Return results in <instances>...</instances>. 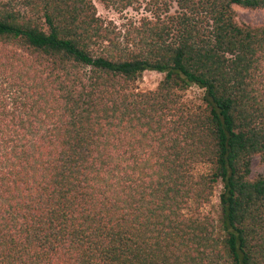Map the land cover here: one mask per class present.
<instances>
[{
	"label": "trees",
	"instance_id": "obj_1",
	"mask_svg": "<svg viewBox=\"0 0 264 264\" xmlns=\"http://www.w3.org/2000/svg\"><path fill=\"white\" fill-rule=\"evenodd\" d=\"M99 1L0 0V264H264V0Z\"/></svg>",
	"mask_w": 264,
	"mask_h": 264
},
{
	"label": "rangeland",
	"instance_id": "obj_2",
	"mask_svg": "<svg viewBox=\"0 0 264 264\" xmlns=\"http://www.w3.org/2000/svg\"><path fill=\"white\" fill-rule=\"evenodd\" d=\"M97 16L102 20L107 22H112L115 26L120 27L127 20H138L145 11V2L141 3L139 8L130 7L123 11H118L114 7H106L99 0H92ZM235 11L236 21L240 25H250V26H261L264 25V9L251 10L247 8H242L239 6H233ZM163 75L154 71H146L142 74L141 78L137 82V87L140 91H148L156 88ZM200 94V90L193 87L191 88L187 96L189 98L196 97ZM258 174L264 175V163L261 162L259 156H255L251 161V176H256ZM217 201V193L213 197V202Z\"/></svg>",
	"mask_w": 264,
	"mask_h": 264
}]
</instances>
